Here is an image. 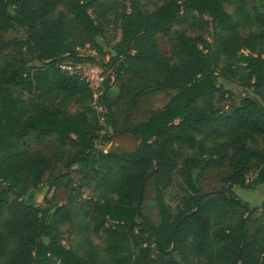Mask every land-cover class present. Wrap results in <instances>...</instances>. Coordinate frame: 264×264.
<instances>
[{
	"label": "trees",
	"instance_id": "16d2710c",
	"mask_svg": "<svg viewBox=\"0 0 264 264\" xmlns=\"http://www.w3.org/2000/svg\"><path fill=\"white\" fill-rule=\"evenodd\" d=\"M258 1L163 0L147 9L141 0H0V32L18 26L25 33L0 39V52L11 51L0 62V264H264V198L250 232L254 210L235 192L264 186V106L243 96L227 111L220 83L233 79L264 94V0ZM64 11L95 50L78 51ZM110 25L119 37L103 50L95 38H104ZM158 35L167 39L168 55ZM62 61L106 72L103 101L114 132L111 79L144 82L129 99L131 111L141 96H168L133 125L124 117L123 131L139 143L135 150L97 147L101 126L91 89L62 71ZM31 134L73 148L63 171L27 149ZM210 167L229 173L219 188L203 191L197 176ZM174 176L185 192L170 213L162 189ZM150 179L158 224L142 212ZM42 186L47 193L67 188L66 201L52 195L38 202ZM72 227L81 238L77 248L61 238ZM100 234L103 248L91 239Z\"/></svg>",
	"mask_w": 264,
	"mask_h": 264
},
{
	"label": "rangeland",
	"instance_id": "374dc122",
	"mask_svg": "<svg viewBox=\"0 0 264 264\" xmlns=\"http://www.w3.org/2000/svg\"><path fill=\"white\" fill-rule=\"evenodd\" d=\"M147 9H153L156 5L160 4L163 0H141ZM250 5L260 3L258 0H248ZM228 11H231L230 6H226ZM66 17V24L75 39L78 51L83 52L85 48L96 49V44L87 37L84 36L80 27L74 22L71 15L64 11ZM119 28L117 25H110L107 27L105 32V37H96L95 42L99 43L103 50H107L109 44H113L118 40ZM24 30L18 26H13L10 29L0 32V39L3 41L14 40V39H24ZM159 50L162 54H169V43L164 36H157ZM11 53L10 49H5L0 52V62ZM26 58H30L29 54L25 55ZM31 65H38L39 62L32 60ZM121 82H123V87H120ZM144 82L130 76H123L121 81H114L111 79V86L107 91V100L109 105L114 111V120L116 121V128L118 131L114 132L111 126L107 125V139L103 143V151H133L137 147V140L135 137L123 131V120L124 117L128 118L129 125H133L143 119H145L148 114L159 107H161L167 100L168 96L162 92L153 93L149 95L141 96L137 99L135 108L131 111L128 108V102L133 93L137 88L141 87ZM222 88L226 91L225 98L223 99V104L227 111L231 110L239 103V99L243 96L253 97L261 106H264V94L255 95L250 89L242 87L238 84L236 80L233 79H220ZM25 97L27 95L25 94ZM41 101L49 104L51 102V97L42 96ZM262 138H257L258 146L261 144ZM26 147L32 153H41L46 157H49L53 163V171H63V164L65 158L73 152V148L64 147L56 144L53 137H46L44 139H36L34 134H31L26 138ZM229 173V170L225 167L214 168L210 167L205 169L201 174L197 176V184L203 191H213L220 187L222 183V178ZM43 178H46L44 175ZM47 186H42L38 195L37 201L42 202L43 198H49L53 195V198L60 203L66 201L69 190L65 187L58 188L55 192L50 190L47 193ZM183 184L178 176H174L172 183L162 189V199L166 204L170 213H176L181 207V196L184 194ZM236 194L242 200L246 201L249 205V210L252 211L250 217L249 231L251 232L257 224V219L261 216L260 204L264 198V186L258 185L255 189H241L235 188ZM90 194V189H84V197ZM142 212L143 214L154 224H158L160 221V214L158 212V207L155 204V191L153 187V180L150 179L145 186L144 198L142 201ZM249 214L247 212L246 216ZM63 243L72 248H77L81 244V238L77 234L76 230L72 227L70 233H65L62 235ZM91 239L94 243L98 245L99 248H103L104 239L103 234L98 236L92 235Z\"/></svg>",
	"mask_w": 264,
	"mask_h": 264
},
{
	"label": "built area",
	"instance_id": "2783aa9c",
	"mask_svg": "<svg viewBox=\"0 0 264 264\" xmlns=\"http://www.w3.org/2000/svg\"><path fill=\"white\" fill-rule=\"evenodd\" d=\"M59 68L68 74H75L83 79L90 87L92 92V107L98 113V121L101 129L99 130V139L96 142L98 148H103V141L101 138L107 134L106 114L108 109L103 101L104 81L106 72L93 63L90 62H73L62 61L59 63Z\"/></svg>",
	"mask_w": 264,
	"mask_h": 264
},
{
	"label": "water",
	"instance_id": "95a60500",
	"mask_svg": "<svg viewBox=\"0 0 264 264\" xmlns=\"http://www.w3.org/2000/svg\"><path fill=\"white\" fill-rule=\"evenodd\" d=\"M138 145H139V143H138Z\"/></svg>",
	"mask_w": 264,
	"mask_h": 264
}]
</instances>
